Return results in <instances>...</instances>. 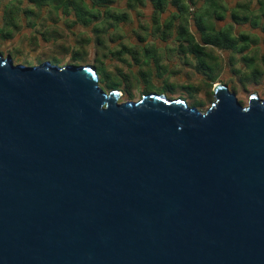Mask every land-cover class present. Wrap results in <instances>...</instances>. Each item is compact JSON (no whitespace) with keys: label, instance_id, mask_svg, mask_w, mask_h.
I'll use <instances>...</instances> for the list:
<instances>
[{"label":"water","instance_id":"obj_1","mask_svg":"<svg viewBox=\"0 0 264 264\" xmlns=\"http://www.w3.org/2000/svg\"><path fill=\"white\" fill-rule=\"evenodd\" d=\"M212 89L119 101L0 55V264H264V100Z\"/></svg>","mask_w":264,"mask_h":264},{"label":"trees","instance_id":"obj_2","mask_svg":"<svg viewBox=\"0 0 264 264\" xmlns=\"http://www.w3.org/2000/svg\"><path fill=\"white\" fill-rule=\"evenodd\" d=\"M2 0H0L1 2ZM30 5L27 8L21 7L22 0H9V3L6 6V9L3 10V13L0 14V19L3 21L2 26H0V30L5 27V18L11 23L14 28V32L19 31L20 29V15L23 14L26 22L25 24L30 28L32 27V23L35 25H42L44 28L41 33H37L42 40L48 42L50 39L55 41L54 48H57L63 52L72 51L73 54L80 56H85L87 45L93 41L96 46V53L93 58L92 66L95 67V63L99 64L100 67H105V57L110 53L113 57H115L119 61H123L127 63L129 66L131 64H136L139 66L140 74L145 77L151 76V66H153L154 70L164 69L166 66L160 60L162 57L158 55L156 50H151V47L143 49L140 52L138 49L130 48V46L121 44L117 49H111L107 47L106 35L108 33V28L113 27L115 24H118L121 21H125L127 19V11L130 9H134L139 5L143 4V0H125V11L120 10H112L110 5L114 0H28ZM153 8L151 21L156 26L154 31H159L160 29L157 25L160 23V15L167 9L168 5H173L176 7L177 12L170 15L164 22L163 30L168 31L171 24L174 22H178V26L176 29V39L180 41L179 49L184 50L185 62H182L186 65L192 67L195 71L193 73H198L202 76L201 82L198 80L199 84L193 83L191 86L187 87L186 97L184 95H180L179 98L186 100L189 99L191 102L189 105L195 106L196 108H200L203 105V100L198 97V92L200 90L204 91L208 94V98L213 94L211 90V84L214 80L217 79V75L222 66V58L220 56V51H230L231 57L229 59V66L231 67V71L234 74V77L237 78L238 70H234V55L236 53L242 54L239 58L240 62L243 64L242 71L247 68V65L253 64L250 56L253 55V58L256 56L261 61L264 62V53L261 55H257V52H251L249 54L244 53L245 50L249 47V37L240 34L239 36H235L233 34V24L234 23H244L250 22L252 27L259 25L260 19H264V0H256L257 5L260 8L259 13H248L247 10L250 8L253 0H239L236 2L235 7L241 8L245 13H232L231 23L227 24L223 29L215 30L214 28L209 27L206 22L203 20V16L206 14L209 15L208 11L212 8L224 7L223 0H204L202 6L199 8H195L196 0H148ZM60 6L62 8V13L64 15L73 14V18H67L65 20V26L67 28H71L72 26L79 24L83 27H90V32L92 34V38L80 36L76 40V44L73 46H66L60 43H57L62 34L59 31L60 29L53 24L44 25L46 23L44 21V17L39 18V20H35V16L37 15V10L42 9V7H48L49 11H56V9ZM58 6V7H57ZM104 7V9H100V7ZM190 6L194 9L191 12L189 10ZM198 9V10H197ZM188 14H192L193 22L196 25L197 31L200 33V42H197L189 31V16ZM212 15V14H210ZM209 17V16H206ZM216 17H220L216 14ZM38 19V16H37ZM52 21L54 18L50 17ZM261 31L264 34V20L259 25ZM41 27V26H40ZM19 29V30H18ZM112 38L111 36H109ZM6 39L10 38V34L5 35ZM36 38V37H35ZM33 39V38H32ZM264 42V40H263ZM53 44V45H54ZM53 48V47H52ZM256 52V53H255ZM130 54L131 60L127 61L125 58L126 54ZM72 54V56H73ZM142 56V58H140ZM188 56H192L194 61L190 62L188 60ZM245 56L249 58L244 59ZM100 57V59H99ZM73 58V57H71ZM103 58V59H101ZM85 59H82L79 62H75L76 64H72L74 60H70L67 63L60 64L59 62H54L52 64L58 65H74L79 66L83 65ZM232 60V62H231ZM235 61V60H234ZM239 62V63H240ZM42 63L41 61H36V64ZM256 63V62H254ZM235 66V68H237ZM96 69V68H95ZM120 70V69H119ZM259 70V69H258ZM258 70H252L253 73H259L260 77L263 76V72ZM97 72V71H96ZM158 72V71H157ZM171 73H176V71H171ZM186 75L189 76L190 73L186 72ZM238 80V79H237ZM99 81V77H98ZM187 81V80H186ZM181 83V82H178ZM184 84V82H183ZM235 91L234 89H231ZM240 102V101H239ZM188 104V103H187Z\"/></svg>","mask_w":264,"mask_h":264},{"label":"rangeland","instance_id":"obj_3","mask_svg":"<svg viewBox=\"0 0 264 264\" xmlns=\"http://www.w3.org/2000/svg\"><path fill=\"white\" fill-rule=\"evenodd\" d=\"M22 1L21 7L27 8L30 5L28 0ZM6 3H9V0H2L0 2V14L3 13L4 9H6V6L8 5ZM124 4V0H118L115 3L116 6L120 7H123ZM100 9L103 10L104 7L102 6ZM36 14L35 20H39V18L44 17V21L46 22L44 25L53 24L60 29L59 31L61 32L62 37L56 41L57 43L66 46H73L76 44V40L80 36L92 38V34L90 32L91 26L83 27L79 24H76L71 28H67L65 26V20L67 18H73V14L67 16L64 15L60 6L54 12L49 11L48 7L44 6L42 9L37 10ZM50 17L54 18V21H52ZM7 19L8 18H5V22L8 23L5 24V27L0 30V55L4 57L9 56L13 63L34 65L36 64V61H49L51 63L59 62L60 64H63L69 62L70 60H74L72 64H76L82 59H85L83 65H92L93 58L97 51L93 41L87 45L85 56L76 55L75 53L73 54L72 51L63 52L57 48H54L55 41L53 39H50L48 42H46L47 40H42V38L37 34L43 31L41 30V28H44L42 25H40V27L39 25L37 26L32 23V27L29 28L25 24L26 19L24 15L21 14L19 19L21 26L19 28L20 30L18 29L19 31L14 32L13 26ZM2 22L3 21L0 19V26H2ZM39 22H42V20L40 19ZM8 34H10V38H4L5 35ZM106 41L108 49L111 48L114 50L118 48L116 44L117 39L110 38L108 34L106 35ZM125 42L130 43L128 39H126ZM156 42L159 45V48H157L159 49L157 53L162 57L160 60L163 62V64L165 63L167 65L165 71L163 68L157 70L158 72L153 70L152 76L143 78V76L140 74L138 65L131 64L129 66L123 61L112 58L110 53L106 51L108 54L105 57L106 68L100 67L99 64L95 63V68L97 71L96 73L99 77L98 85L105 91L112 89L119 90V101L137 100L143 94L150 92L164 94L170 98H179L180 95H184V97H186V93L188 91L187 87L191 86V84L193 85V83L197 84L199 82L198 80L201 82L202 80L200 76H197L195 73H193V69H191L190 66H188L190 68L188 71L190 75H186V65H182V62L185 61L184 58L186 57L183 58L182 53L178 52L179 50H177V45L175 43L171 42L168 43V46H163L160 45L162 44L160 41ZM156 42H154V44ZM250 57L251 58L245 56L244 59H252L253 64L247 65V68L244 71L239 69L237 78H226L225 76L227 73L222 75L221 70L223 69L224 65H221L222 68L220 72L216 74L217 76H220L211 84L212 92V86L218 82H221L229 89L235 90L236 97L242 105H247L249 95H251V93H257L258 97L264 100V74L260 77L259 73H256L255 75V73L252 71L254 69H259L258 71L264 73V62L256 56L253 58V55H251ZM125 58L127 61L131 60L130 54H126ZM140 58H142V56H140ZM172 61H178L174 65L175 69L173 67L171 69L168 66V64H173ZM235 66L237 67V65H234V70H238V67L235 68ZM171 71H176L177 73H171ZM230 74L232 73L230 72ZM213 95L214 94H212L209 99L208 94H206L204 91L200 90L198 92V97L203 100V105L198 108L200 111L204 112L212 103L215 102V97ZM185 101L188 104L191 102L187 98Z\"/></svg>","mask_w":264,"mask_h":264},{"label":"crops","instance_id":"obj_4","mask_svg":"<svg viewBox=\"0 0 264 264\" xmlns=\"http://www.w3.org/2000/svg\"><path fill=\"white\" fill-rule=\"evenodd\" d=\"M117 1L118 0H114L113 3L110 5L112 10L125 11L126 10L125 4L123 7L116 6L115 3ZM237 1L239 0H223L224 7L221 6V7L210 9V11H208L209 15L206 14L205 16H203L204 22H206V24L209 27L214 28L215 30L223 29L227 24L231 23L232 13H235V14L245 13L241 8L235 7V4ZM203 2L204 0H196L195 8H199L200 6H202ZM152 11H153V8L150 2L148 0H143L142 5H139L138 7L127 11V19L125 21H121L118 24H115L113 27H109L108 28L109 31L107 34L111 36L113 39H117L116 41L117 47H119L121 44H124V45L130 46V48L138 49L140 52H142L143 49H145L146 47L147 48L151 47V50L153 48V50H156L157 52L159 50L157 49L159 48V45L157 44L156 41H160L162 43L160 45H163V46H168L169 45L168 43L172 42L177 45V50H179L178 52L182 53V57L184 58L183 55L185 51L179 49L180 41L176 39V29L178 26V22H174V24H171L168 31H161L163 30V26H164L163 22L170 15L177 12L176 7L173 5H168L167 9L160 15V23L157 25V27L160 29L159 31H154L156 26L151 21ZM259 11H260V8L257 5L256 0H253L247 12L248 13H259ZM216 14L220 17H216ZM188 16H189V25H188L189 31H191L195 40L197 42H200V33L197 31L196 25L193 22L194 15L188 14ZM206 16H209V17H206ZM263 20L264 19H260L259 23L261 24ZM259 25L252 27L249 21L244 22V23L240 22V23L233 24V34L235 36H239L240 34H243L245 37L246 36L249 37V41H250L249 47L247 50L244 51V53L246 54H249L254 51L257 52V55H261L264 53V42H263L264 34L261 31ZM126 39H128L130 43L125 42ZM154 42L156 43L154 44ZM241 55L242 54L240 53H236L233 56L235 60V61L233 60V62H235L234 65H238L240 69H242L243 67V64L239 60ZM220 56L222 58V62L224 65L223 69L221 70L222 75L227 73L225 76L226 78L234 77V74L231 71V67L229 66V62H230L229 59L231 57L230 51H220ZM112 58H115V57L112 56ZM189 59H190V62L194 61V58L192 56H188V60ZM177 62L178 61H174V62L172 61L173 64H168V66L172 69V67L174 68V65ZM164 65L167 66L165 63ZM182 65L184 66L186 64L182 63ZM188 66L189 65H186L185 72H188L190 68L193 69L192 67L189 68ZM115 67H118V66H115ZM151 67H152L151 68V76H152L154 69H153V66ZM193 71L195 70L193 69ZM230 72L232 74H230ZM195 74L197 76H200V78H202V76L199 75L198 73H195Z\"/></svg>","mask_w":264,"mask_h":264},{"label":"built area","instance_id":"obj_5","mask_svg":"<svg viewBox=\"0 0 264 264\" xmlns=\"http://www.w3.org/2000/svg\"><path fill=\"white\" fill-rule=\"evenodd\" d=\"M193 9H194V8H193L192 6H190L189 10H190L191 12L193 11Z\"/></svg>","mask_w":264,"mask_h":264},{"label":"flooded vegetation","instance_id":"obj_6","mask_svg":"<svg viewBox=\"0 0 264 264\" xmlns=\"http://www.w3.org/2000/svg\"><path fill=\"white\" fill-rule=\"evenodd\" d=\"M231 92H234L235 93V95H236V92L235 91H232L231 89H229ZM214 94V93H213ZM252 94V93H251ZM257 94V93H256ZM258 95V94H257Z\"/></svg>","mask_w":264,"mask_h":264}]
</instances>
